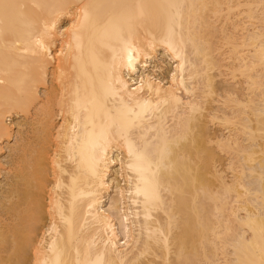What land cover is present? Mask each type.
Masks as SVG:
<instances>
[{
	"label": "bare ground",
	"instance_id": "bare-ground-1",
	"mask_svg": "<svg viewBox=\"0 0 264 264\" xmlns=\"http://www.w3.org/2000/svg\"><path fill=\"white\" fill-rule=\"evenodd\" d=\"M253 4L0 0V264H264Z\"/></svg>",
	"mask_w": 264,
	"mask_h": 264
},
{
	"label": "rangeland",
	"instance_id": "rangeland-1",
	"mask_svg": "<svg viewBox=\"0 0 264 264\" xmlns=\"http://www.w3.org/2000/svg\"><path fill=\"white\" fill-rule=\"evenodd\" d=\"M263 8V5H261V4H253L252 5V11L254 12L253 13V19L252 20H250L251 22H250V24L251 25H253L252 27H256V28H258V29H260L261 31H263L264 32V24L261 22V19H260V16H259V14H260V11H261V9ZM218 24H219V22H218ZM217 24V25H218ZM249 24V23H248ZM252 27H249V29H252ZM215 73H218L217 71L215 72ZM236 73V74H235ZM234 74H232L234 77H232V76H230V79H229V76L227 75L228 74V72H226V74H225V72H221V76H219V78H217L218 80H220V78L222 79V77L224 76V78L222 79V80H224V81H226V83L228 84H230V85H232V87H240L239 85H241V84H239L240 83V81L243 83L244 81H245V79H246V76L247 75H245L244 77H242L241 76V73L240 72H235ZM249 73H251V72H249ZM243 74V73H242ZM230 75V74H229ZM244 75V74H243ZM228 78V79H227ZM233 78V79H232ZM228 81V82H227ZM235 83H236V86H233V85H235ZM231 87V86H230ZM235 104L234 103H232V106H234ZM14 121H16V120H14ZM215 121H217V122H215ZM214 122L212 121V122H210V124L208 125V127L210 128V131L212 132V133H214L215 134V132H216V134L215 135H219L220 134V136L219 137H221V136H223L224 134H226V132H227V128H228V131H229V129H230V127H227V125H225V124H223V123H219V121L218 120H215ZM8 123H9V121H8ZM212 123V124H211ZM211 125V126H210ZM223 125H224V127H223ZM227 128H226V127ZM232 132V131H231ZM229 133V132H228ZM217 135V136H218ZM237 135L239 136V135H241L240 137H241V140L243 141V139H245L243 136L244 135H242V134H238V132H237ZM243 138V139H242ZM12 143V142H11ZM4 145V148H3V150L1 151V153H0V168H2V169H5L6 168V158H7V149L5 148V144H3ZM216 150H218V151H216ZM215 152H217L218 153V155H216L217 156V161H218V169L220 170H222V171H224V175L223 176H226V177H224L225 178V180H227V179H231V176L233 175V174H235V173H233L234 172V170H237L236 169V167H238L239 166V162H238V160H236V162H234L235 161V159H236V157H234V159L233 158H231V156H233V154H228V155H226L227 154V152L226 151H222V150H219L217 147L215 148ZM224 152H226V154H224ZM216 153V154H217ZM229 153V152H228ZM235 156V155H234ZM230 159H233L232 161L234 162V164L235 165H233V167L234 168H232V170L230 169H227V165H228V163L230 162ZM220 162V163H219ZM222 163V164H221ZM216 164V165H217ZM227 164V165H226ZM233 164V163H232ZM236 166V167H235ZM2 172V171H1ZM4 172V171H3ZM2 172V173H3ZM233 173V174H232ZM223 174V173H222ZM1 175V174H0ZM4 176H3V174L0 176V190L2 189V184L4 183V178H3ZM2 180V181H1ZM228 181V180H227ZM231 181V180H230ZM229 181V182H230ZM2 183V184H1ZM4 185V184H3ZM249 207H251V206H249ZM250 210L251 209H253V208H249ZM222 264V263H221Z\"/></svg>",
	"mask_w": 264,
	"mask_h": 264
}]
</instances>
